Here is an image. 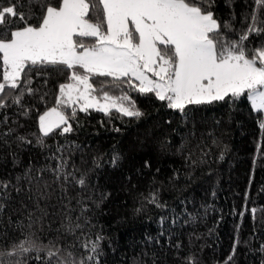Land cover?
<instances>
[{
  "label": "trees",
  "instance_id": "obj_1",
  "mask_svg": "<svg viewBox=\"0 0 264 264\" xmlns=\"http://www.w3.org/2000/svg\"><path fill=\"white\" fill-rule=\"evenodd\" d=\"M41 2L19 0L17 11L36 24ZM210 4L228 40L247 30L254 11L264 28L255 0ZM262 45L264 32L245 41L249 51ZM69 75L63 65L37 64L19 88L0 93V264H69V253L77 264H264V111L244 95L180 112L154 93L95 76L93 95L126 92L142 115L75 105L71 118L61 106L72 131L44 136L37 114L56 105ZM25 236L36 247L7 255Z\"/></svg>",
  "mask_w": 264,
  "mask_h": 264
},
{
  "label": "snow or ice",
  "instance_id": "obj_2",
  "mask_svg": "<svg viewBox=\"0 0 264 264\" xmlns=\"http://www.w3.org/2000/svg\"><path fill=\"white\" fill-rule=\"evenodd\" d=\"M18 3L9 0V6L0 5V93L19 88L30 66L63 65L70 71L69 82L59 85L57 106L39 116L44 136L59 128L62 133L72 131L70 117L61 106L71 108V118L77 104L85 112L95 108L106 114L115 110L128 117L142 115L126 92L111 96L101 89L102 96L93 95L98 91L91 82L95 76L111 77L116 88L127 82L141 94L154 93L180 112L188 105L244 95L254 110L264 111V45L251 51L245 47L250 34L264 32L257 27L255 11L238 40H228L209 10L210 0H45L38 5L41 13L36 24L17 11ZM255 3L264 7V0ZM14 20L24 26L12 25L10 30ZM223 28L231 25L225 22ZM84 38L94 42L85 43ZM79 183L83 185L84 179ZM151 202L156 203L155 196ZM35 247L25 236L7 255L28 253ZM90 250L97 251L95 242ZM58 251L50 250L48 256ZM70 257L71 253L69 264H77ZM188 264H193L191 258Z\"/></svg>",
  "mask_w": 264,
  "mask_h": 264
},
{
  "label": "rangeland",
  "instance_id": "obj_3",
  "mask_svg": "<svg viewBox=\"0 0 264 264\" xmlns=\"http://www.w3.org/2000/svg\"><path fill=\"white\" fill-rule=\"evenodd\" d=\"M21 27H23V26H21ZM94 42V40L92 41V43ZM69 82V80H67V81H65V82H62V83H60V84H64V83H68ZM136 83L138 84V82L136 81ZM59 84V85H60ZM58 95H59V92H58ZM58 97V96H57ZM101 102H103V101H101ZM78 106H80L79 104H77ZM53 107H56V105H54V104H50V105H48V106H46V107H44L38 114H37V124H38V127H39V116L40 115H42L44 112H46V111H48L49 109H51V108H53ZM62 110V109H61Z\"/></svg>",
  "mask_w": 264,
  "mask_h": 264
}]
</instances>
